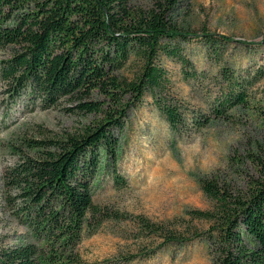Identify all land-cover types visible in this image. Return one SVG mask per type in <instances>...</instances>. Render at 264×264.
<instances>
[{
  "label": "trees",
  "instance_id": "1",
  "mask_svg": "<svg viewBox=\"0 0 264 264\" xmlns=\"http://www.w3.org/2000/svg\"><path fill=\"white\" fill-rule=\"evenodd\" d=\"M181 1L153 0L152 6L141 8L132 0H0V50L15 49L0 62V80L8 84L10 96H25L43 110L74 102L75 107L65 110L96 117L64 140H25L36 156L20 157L7 169L5 181L13 193L9 204L33 240L2 250L0 264H83L79 246L112 218L95 205L94 182L103 164L116 163V132L124 130L130 111L145 98L151 97L171 130L183 136L201 131L212 117L222 119L249 104V90L264 75L245 83L227 68L221 75L228 92L209 114L185 110L171 94L162 57L181 64L186 79L198 78L178 45L189 35L171 18ZM200 38L221 56L223 38ZM135 64L131 80L117 76ZM94 93L103 100H91ZM252 161L257 174L243 189L218 180L200 183L212 208L190 215L209 228L191 234L209 245L215 264H264V155ZM115 182L125 184L119 174ZM139 227L145 239L161 241V248L194 240L149 221L142 220Z\"/></svg>",
  "mask_w": 264,
  "mask_h": 264
},
{
  "label": "rangeland",
  "instance_id": "2",
  "mask_svg": "<svg viewBox=\"0 0 264 264\" xmlns=\"http://www.w3.org/2000/svg\"><path fill=\"white\" fill-rule=\"evenodd\" d=\"M152 3L132 0L133 6L141 8ZM171 18L179 31L189 35L178 45L198 74L188 80L181 64L160 59L171 79V94L185 110L211 112L217 99L228 92L223 68L245 83L264 75V0H182ZM204 34L223 38L219 58L202 45ZM14 53V48L0 50V62ZM136 66L117 76L131 80ZM256 83L249 90L247 106L231 110L222 119L212 117L204 129L186 136L171 130L151 97L130 111L124 130L116 132L120 138L116 163L103 164L93 185L95 205L112 218L79 246L83 264H215L209 245L191 234L206 233L209 225L190 212L212 208L201 181L218 180L220 185L243 189L247 179L256 176L253 156L264 155V76ZM91 100L103 98L94 93ZM75 106L67 101L43 110L25 96H10L8 84L0 80V252L33 240L9 204L13 193L6 185L7 169L22 156L35 155L25 140H64L96 121L93 115L65 110ZM115 174L125 184L116 183ZM142 220L194 240L161 248V241L141 234Z\"/></svg>",
  "mask_w": 264,
  "mask_h": 264
}]
</instances>
